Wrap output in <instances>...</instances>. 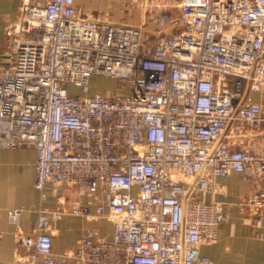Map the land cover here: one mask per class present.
I'll list each match as a JSON object with an SVG mask.
<instances>
[{
	"label": "built area",
	"instance_id": "2783aa9c",
	"mask_svg": "<svg viewBox=\"0 0 264 264\" xmlns=\"http://www.w3.org/2000/svg\"><path fill=\"white\" fill-rule=\"evenodd\" d=\"M148 30L80 13L75 0H21L18 32L0 53V146L37 150L35 187L66 185L93 197L39 206L20 243L27 264H214L201 245L228 220L205 201L215 179L243 174L264 216V153L237 148L264 122V0H180L147 13ZM116 79L91 93L92 77ZM24 209H10L17 224ZM94 218L75 250L53 251L51 222Z\"/></svg>",
	"mask_w": 264,
	"mask_h": 264
},
{
	"label": "crops",
	"instance_id": "0c3cea01",
	"mask_svg": "<svg viewBox=\"0 0 264 264\" xmlns=\"http://www.w3.org/2000/svg\"><path fill=\"white\" fill-rule=\"evenodd\" d=\"M80 13L89 18L105 19L126 26H142L148 30L149 42L155 34L172 33L173 26L158 27L146 19L147 13L162 9L175 12L180 0H75ZM21 0H0V53L6 54V43L19 30ZM264 108V89L250 93ZM237 148L264 153V122L259 126L246 124ZM37 150L34 147L0 146V264H27L28 251L20 237L30 233L38 217V208L59 205L70 206L79 200L90 205L95 214L93 197L66 185L46 187L47 199L41 202L35 187ZM251 188L243 174L233 173L215 179L214 191L199 195L205 201H222L228 220L219 227L217 241L202 244L201 252L212 258L214 264H264V216L262 226L255 224L257 210L249 203ZM24 208L17 224L9 220L8 211ZM105 223L94 218L66 214L61 220L52 221L53 251L63 258L76 249L85 228L102 227ZM20 252V255H19Z\"/></svg>",
	"mask_w": 264,
	"mask_h": 264
},
{
	"label": "rangeland",
	"instance_id": "374dc122",
	"mask_svg": "<svg viewBox=\"0 0 264 264\" xmlns=\"http://www.w3.org/2000/svg\"><path fill=\"white\" fill-rule=\"evenodd\" d=\"M118 89H119V86H118V82L116 79L104 77L100 75H95L92 77L91 93L102 92L106 94H112L114 91ZM12 209H20V208H12ZM8 215H9V211H8ZM19 255H20V252H19Z\"/></svg>",
	"mask_w": 264,
	"mask_h": 264
}]
</instances>
